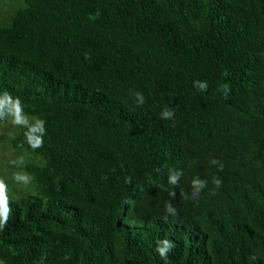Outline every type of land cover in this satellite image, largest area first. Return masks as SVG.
Here are the masks:
<instances>
[{"label":"trees","instance_id":"1","mask_svg":"<svg viewBox=\"0 0 264 264\" xmlns=\"http://www.w3.org/2000/svg\"><path fill=\"white\" fill-rule=\"evenodd\" d=\"M17 100L0 264H264V0H24L0 124Z\"/></svg>","mask_w":264,"mask_h":264},{"label":"rangeland","instance_id":"2","mask_svg":"<svg viewBox=\"0 0 264 264\" xmlns=\"http://www.w3.org/2000/svg\"><path fill=\"white\" fill-rule=\"evenodd\" d=\"M24 6V0H0V23L8 24L14 12ZM20 117V116H19ZM25 121L23 117H20ZM19 131L17 116L13 115L6 122L0 124V180L7 186V195L18 199L28 194H35L31 180L28 183L18 182L14 179L16 174H26L24 167L28 164H38L39 158L21 151L14 150L10 140Z\"/></svg>","mask_w":264,"mask_h":264},{"label":"clouds","instance_id":"3","mask_svg":"<svg viewBox=\"0 0 264 264\" xmlns=\"http://www.w3.org/2000/svg\"><path fill=\"white\" fill-rule=\"evenodd\" d=\"M207 87L208 86L206 84L201 85V88H207ZM223 91H224V95L227 96L230 89L228 88L227 85H225ZM138 99L140 100V102H143V97L141 95H138ZM15 108H16V113H17V123H20L21 120L19 117V111H20V101L19 100H17ZM173 115L174 113L170 111H165L163 113V117L165 119L171 118ZM39 143L40 142L34 145V147H38ZM213 163H215V161H213ZM14 179L18 182L28 183L31 177L28 174H16L14 176ZM172 183H175V178H172ZM215 183L217 184V186H219L220 181L217 180ZM193 186L196 187L197 190H199L200 188H203L205 186V182H202L197 178L193 181ZM6 193H7V186L3 180H0V223L6 222L7 216L9 213L8 196ZM157 250L160 252L161 256H164L166 249L158 248Z\"/></svg>","mask_w":264,"mask_h":264}]
</instances>
